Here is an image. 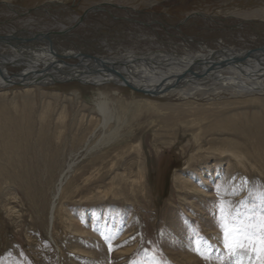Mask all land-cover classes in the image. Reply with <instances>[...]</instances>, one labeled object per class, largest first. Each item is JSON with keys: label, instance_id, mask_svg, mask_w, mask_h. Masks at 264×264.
<instances>
[{"label": "rangeland", "instance_id": "374dc122", "mask_svg": "<svg viewBox=\"0 0 264 264\" xmlns=\"http://www.w3.org/2000/svg\"><path fill=\"white\" fill-rule=\"evenodd\" d=\"M50 32L60 53L97 58L250 52L264 48V0H0V37ZM61 176L56 205L76 224L66 238L48 226ZM261 191L264 93L0 89V264H255L225 249L220 222L258 211Z\"/></svg>", "mask_w": 264, "mask_h": 264}, {"label": "bare ground", "instance_id": "6f19581e", "mask_svg": "<svg viewBox=\"0 0 264 264\" xmlns=\"http://www.w3.org/2000/svg\"><path fill=\"white\" fill-rule=\"evenodd\" d=\"M67 32L68 30H63L60 34L64 35ZM35 37L30 34L19 39L12 35L0 38V51L7 52L5 56L0 55V89L12 86L32 88L35 85L49 86L52 83L69 82L92 86L115 84L142 90L149 95L165 96L171 93L185 98H194L199 93L216 95L222 90L236 95L264 93V48L249 52L225 48L210 50L202 46L199 47V52H186L183 55L167 51L126 52L116 57H94L95 60L92 61L84 60L78 67L57 64L55 68L47 70L46 66L54 60L51 53L47 52L48 46L37 47L38 50L34 51L26 49L17 51L20 47L18 44L34 40ZM54 52L57 53L55 48ZM65 52L66 55L83 54L70 50ZM234 61L236 63H233ZM10 64L17 67L26 66L29 69L13 76L8 69ZM113 72L117 74L114 75ZM216 86L219 88H215ZM99 109L103 112L104 123L108 124L111 119L109 112L105 111L103 105H100ZM69 169L70 165L64 173L66 174ZM62 176L58 180L49 208L48 226L56 237L66 238L69 232H72V225L76 224L71 225V217L64 206L57 208L56 205L63 189ZM55 220L58 230L53 231ZM76 231L80 235L86 233L80 228Z\"/></svg>", "mask_w": 264, "mask_h": 264}, {"label": "snow or ice", "instance_id": "6c2138e0", "mask_svg": "<svg viewBox=\"0 0 264 264\" xmlns=\"http://www.w3.org/2000/svg\"><path fill=\"white\" fill-rule=\"evenodd\" d=\"M258 211L244 220L220 222L224 234V247L229 253L249 252L255 256V264H264V191L255 196Z\"/></svg>", "mask_w": 264, "mask_h": 264}, {"label": "water", "instance_id": "95a60500", "mask_svg": "<svg viewBox=\"0 0 264 264\" xmlns=\"http://www.w3.org/2000/svg\"><path fill=\"white\" fill-rule=\"evenodd\" d=\"M54 34L53 33H48V34H45V35H38L34 38V40H29V41H26L27 43H30V42H34V41H40V42H43L44 45L48 46V53L50 52L51 55L53 56L54 60H53V63L49 64L48 66H46L47 70L51 69V68H55V65L57 64H60V65H63V64H66V66H70V65H75L76 67L79 66V63H81L82 61L84 60H87V61H92V60H95L94 57L92 58L91 56L87 55V54H77V56L75 55H66L65 51L63 52H59L57 50V48L54 46L53 44V41L51 39V37L53 36ZM1 38V37H0ZM54 48L57 50V53L54 52ZM21 49H26V50H38L37 47H32V46H25V47H18L17 51H20ZM237 60H240V59H237ZM67 61H76L75 64H70L69 62ZM233 63H236L235 61ZM114 75H116L117 73H114ZM196 76V75H195ZM133 91L137 92V93H140V94H143V95H146L147 97H156L157 95L156 94H151L149 95L148 93H145L144 91L142 90H138V89H134L132 87H130Z\"/></svg>", "mask_w": 264, "mask_h": 264}]
</instances>
